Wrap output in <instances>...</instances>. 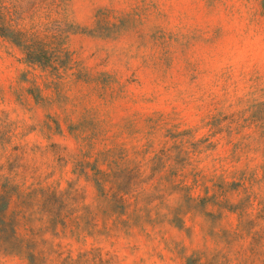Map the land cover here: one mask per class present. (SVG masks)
<instances>
[{"label":"clouds","instance_id":"obj_1","mask_svg":"<svg viewBox=\"0 0 264 264\" xmlns=\"http://www.w3.org/2000/svg\"><path fill=\"white\" fill-rule=\"evenodd\" d=\"M0 264H264V0H0Z\"/></svg>","mask_w":264,"mask_h":264},{"label":"rangeland","instance_id":"obj_2","mask_svg":"<svg viewBox=\"0 0 264 264\" xmlns=\"http://www.w3.org/2000/svg\"><path fill=\"white\" fill-rule=\"evenodd\" d=\"M40 58H42L45 62H47V60H48V57L47 56H44L43 54H42V56ZM120 191H122V189H120L119 187H116V192L119 193ZM121 199H122V197H121ZM68 223H69V221H68L67 217H65L61 221V224L58 225V226L67 228ZM76 227H79V225H76ZM68 234L69 235H72V236H75V232H72V231H70ZM89 235H91V233H89ZM77 242H79V241L77 240Z\"/></svg>","mask_w":264,"mask_h":264}]
</instances>
